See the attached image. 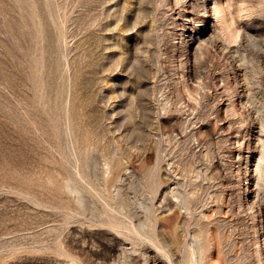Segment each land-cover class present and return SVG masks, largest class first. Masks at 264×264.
<instances>
[{"label":"rangeland","instance_id":"374dc122","mask_svg":"<svg viewBox=\"0 0 264 264\" xmlns=\"http://www.w3.org/2000/svg\"><path fill=\"white\" fill-rule=\"evenodd\" d=\"M0 264H264V0H0Z\"/></svg>","mask_w":264,"mask_h":264}]
</instances>
